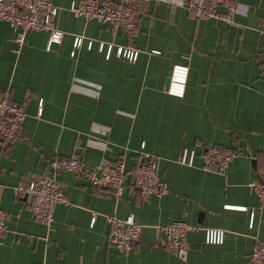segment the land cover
<instances>
[{
	"label": "crops",
	"instance_id": "1",
	"mask_svg": "<svg viewBox=\"0 0 264 264\" xmlns=\"http://www.w3.org/2000/svg\"><path fill=\"white\" fill-rule=\"evenodd\" d=\"M52 1L64 34L51 48L49 32L32 31L16 51L17 29L0 20V96L27 113L16 141L0 139V207L10 213L0 264H251L264 243V199L249 185L261 179L264 158V0H236L232 23L197 21L189 0H150L132 37L71 14L74 0ZM176 65L188 67L181 95L169 92ZM209 145L238 151L224 173L202 169ZM184 146L197 151L193 165L180 162ZM75 151L88 164L125 162L122 197L54 174L50 160ZM149 155L169 192L144 199L130 171ZM52 173L70 203L57 206L48 227L14 188ZM131 211L144 229L121 254L106 215ZM173 220L198 226L184 258L157 245L156 226ZM208 229L224 230L223 241L208 242Z\"/></svg>",
	"mask_w": 264,
	"mask_h": 264
},
{
	"label": "built area",
	"instance_id": "2",
	"mask_svg": "<svg viewBox=\"0 0 264 264\" xmlns=\"http://www.w3.org/2000/svg\"><path fill=\"white\" fill-rule=\"evenodd\" d=\"M149 1L74 0L67 10L86 21L111 24L122 30L128 37H132L138 26L142 9ZM186 7L188 13L197 21L217 19L229 23L234 22L235 15L240 10L236 0H189ZM58 9L52 0H0V20L9 22L17 29L15 41L18 47L16 51H19L25 43L27 33L32 31L49 32L47 48H51L54 43L61 42L64 33L55 21ZM262 33L264 34V26ZM82 41V37H77L76 45ZM110 46L109 52L112 48V45ZM103 47L104 43L100 48ZM122 50L123 47L120 46L117 51L121 53ZM138 52V50H131L129 58L135 60ZM187 77L188 67L176 65L173 69L169 92L183 94ZM41 112L40 109L39 114ZM26 117L24 104L13 101L9 93L0 96V139L3 143L14 142L18 139ZM196 155V149L184 146L180 162L193 165ZM237 155L238 151L232 148L218 145L206 146L201 153L202 169H214L219 173H224ZM50 167L54 174L68 171L84 177L94 186L110 189L117 197H122L125 190L124 181L129 173L123 161L112 162L103 159L99 163L88 164L83 162L76 151L67 156H54L50 160ZM130 173L134 186L139 189L144 199L154 195L163 196L169 192L168 183L159 174L158 161L152 155L141 160ZM54 174L20 183L14 188L17 198L25 197L29 201L33 219L48 227L55 220L57 206L70 203L68 195ZM260 176V180L251 182L249 185L264 199V158ZM9 218L10 213L0 207V237L8 231ZM106 218L111 226L109 240L112 246L121 254L133 251L144 229V224L138 220L135 212L131 211L126 217L109 214ZM197 229L198 226L185 220H173L167 224L157 225V245L184 258L190 246L188 235ZM223 237L224 230H207V241L210 243H221ZM249 261L251 264H264V243L253 250Z\"/></svg>",
	"mask_w": 264,
	"mask_h": 264
},
{
	"label": "trees",
	"instance_id": "3",
	"mask_svg": "<svg viewBox=\"0 0 264 264\" xmlns=\"http://www.w3.org/2000/svg\"><path fill=\"white\" fill-rule=\"evenodd\" d=\"M104 47H105V45H104ZM104 47H103V48H104ZM103 48H102V50H103ZM117 50H118V49H117ZM108 53L110 54V53H111V51H110V52H108ZM117 53H118V51H117Z\"/></svg>",
	"mask_w": 264,
	"mask_h": 264
},
{
	"label": "clouds",
	"instance_id": "4",
	"mask_svg": "<svg viewBox=\"0 0 264 264\" xmlns=\"http://www.w3.org/2000/svg\"><path fill=\"white\" fill-rule=\"evenodd\" d=\"M222 242V241H221Z\"/></svg>",
	"mask_w": 264,
	"mask_h": 264
}]
</instances>
